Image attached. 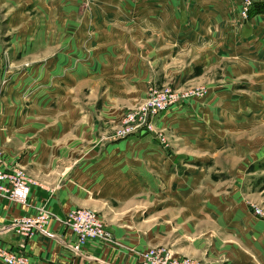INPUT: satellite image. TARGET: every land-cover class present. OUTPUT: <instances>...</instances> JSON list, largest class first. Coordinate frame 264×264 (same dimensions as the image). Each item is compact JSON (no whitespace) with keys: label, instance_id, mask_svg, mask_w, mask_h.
<instances>
[{"label":"crops","instance_id":"crops-1","mask_svg":"<svg viewBox=\"0 0 264 264\" xmlns=\"http://www.w3.org/2000/svg\"><path fill=\"white\" fill-rule=\"evenodd\" d=\"M240 3L172 1L158 22L143 25V34L133 27L127 30L132 38L110 40L122 49L111 48L97 58L100 78L116 80L109 82L114 92L135 91L134 98L144 94L156 77L182 86L203 81L216 62L234 57L252 43L257 47L264 38V12L257 8L244 20ZM135 47L143 48V58L135 59ZM221 47L226 55L216 60L215 51L219 53ZM198 67L201 76L195 73ZM129 78H136V86ZM208 86L205 98L163 113L174 115L158 122L171 133L167 144L150 132L111 137L120 106H102L107 113L97 120L104 133L99 139L88 135L86 127L95 122L86 121L88 114L83 119L67 115L0 120L6 168L22 167L33 181L19 190L15 200L0 196V245L16 250L25 242L30 264H140L147 246L139 239L150 229L151 213L146 210L157 206L160 240L167 239L168 223L189 224L184 232L190 241L176 249L180 255L206 264H264V183L256 177L264 169L255 167L264 160V106L261 100L260 106H242L244 100L225 80L208 81ZM216 97L225 101L223 109L215 105ZM182 109L194 113L183 117ZM226 109L238 114L228 112L227 118L218 120L222 131L215 130L216 111ZM198 110L206 115L202 124L196 118ZM200 160L205 162L202 170ZM213 174L223 176L216 179ZM75 208L96 211L117 243L94 239L79 244L75 234L53 218L44 228L46 233L30 238L10 225L14 218L33 216L42 209L64 217Z\"/></svg>","mask_w":264,"mask_h":264},{"label":"rangeland","instance_id":"rangeland-1","mask_svg":"<svg viewBox=\"0 0 264 264\" xmlns=\"http://www.w3.org/2000/svg\"><path fill=\"white\" fill-rule=\"evenodd\" d=\"M172 1L177 0H0L1 122L8 118L56 119L67 115L70 118L83 119V115L88 114L86 121L89 119V124L95 121L92 127H86L88 135H99L97 136L99 139L104 133H100L97 120L107 113L101 111L102 106H111V109L116 108L112 106H120L117 111L119 122L117 127L112 130L111 137L121 139L150 132L154 133L163 143L168 140L170 143L172 139L167 138V133L168 135L171 133L169 130L161 128L158 123L161 118L167 120L174 117V115L163 114L166 110L148 117L151 127L146 125L135 127L132 132L119 137V130L126 126L124 124L125 115L136 110L156 90L169 88L180 93L183 102L176 106L181 107L193 99L205 98L210 89L208 81L223 83L225 80L226 86L244 100L242 106L245 104L246 106H260L259 100L264 106V38L257 47L252 43L243 52L237 50L234 57H224L226 53H223L225 50L222 47L219 53L216 49V60L219 56L224 58L222 61L216 62L212 74L202 76L201 83L182 86L175 80L164 81L158 80L156 77V80L149 82L144 94L134 98L135 91L119 89L118 92H114L110 83H114L116 80L100 78L98 73L100 64L97 62V58L100 59V55L107 54L111 48L122 49V47L112 45L110 40L132 38L127 35V30L133 27L136 33L143 34V25L158 22L159 14L165 15L163 9L165 6L170 7ZM258 3L251 8L248 17L243 18L244 20L248 21L253 11L260 8L262 4ZM261 11L264 12V8ZM139 29L140 31H138ZM142 50V47H135L134 57L136 60L143 58ZM239 53L242 54L238 56ZM155 68L157 71L158 65ZM195 73L201 76V68L198 67ZM119 81L125 82V80ZM136 82V78H129V83L133 86H136ZM219 87H224V85ZM200 90H203L204 93L199 95L193 93L185 99L183 97L186 93ZM224 102L220 97L215 98L217 108L218 105L222 108ZM78 106H83V108L85 106V109L79 110ZM188 110L182 111L183 117L194 113ZM196 112L198 113L196 118L202 124L206 115L201 110ZM228 112L238 114V111H227V109L223 112L216 111V116L213 117L215 130L222 131L223 126L218 120L227 118ZM173 129L171 128V131ZM81 130H85V128ZM108 134L109 131L105 136ZM188 148L190 150V147ZM0 153L2 155L1 150ZM200 154H204V152L200 151ZM197 163L202 170L201 165L205 162L200 160ZM259 163L255 167L259 166L264 169V160ZM2 164L5 166L3 157ZM222 176L213 174L212 178L219 179ZM256 177L259 182L264 183V173L257 174ZM155 201H157V195ZM157 209V206H152L150 212L146 210L147 213H151L150 224H148L150 229L142 233L144 237L139 239L147 246L141 253V259L142 254L151 248H164L173 258H193L180 255L176 251L182 246H187L190 241L186 237L188 233L184 232L189 224L168 223L167 239L165 240L163 237L164 239L160 240L158 218L155 215ZM255 212L262 214L259 207H255ZM174 227L178 229L175 231ZM174 234H178L182 238H175ZM100 240L108 244H115L118 241L114 236H112V241ZM197 260L206 264L200 259ZM0 264L3 263L0 262Z\"/></svg>","mask_w":264,"mask_h":264},{"label":"built area","instance_id":"built-area-1","mask_svg":"<svg viewBox=\"0 0 264 264\" xmlns=\"http://www.w3.org/2000/svg\"><path fill=\"white\" fill-rule=\"evenodd\" d=\"M264 0H241L239 11L242 18L246 19L251 8ZM195 93L203 94L204 91L190 92L183 95L184 99ZM182 96L172 89L156 90L148 100L143 102L136 110L125 115L124 128L119 130V137H123L128 132H132L135 127L146 125L151 127L148 117L163 112L172 106L183 102ZM33 182L24 172L22 167L14 166L5 168L2 164L0 153V196L15 200L22 187H26ZM259 211V210H257ZM50 218L63 223L67 228L75 233L77 242L84 244L88 240L104 239L112 241L111 234L106 230L99 215L88 208H76L69 210L64 217L41 210L33 216H20L13 219L10 224L16 232L26 238L32 237L36 233H46L44 228ZM115 241V240H114ZM0 262L3 264H30V255L25 251V242L18 245V249H9L0 245ZM141 264H204L201 261L189 257L173 258L164 248H151L142 254Z\"/></svg>","mask_w":264,"mask_h":264},{"label":"trees","instance_id":"trees-1","mask_svg":"<svg viewBox=\"0 0 264 264\" xmlns=\"http://www.w3.org/2000/svg\"><path fill=\"white\" fill-rule=\"evenodd\" d=\"M258 3V2H257ZM259 3H261L262 5L260 6V9H262V8H264V1H262V2H259ZM258 3V4H259Z\"/></svg>","mask_w":264,"mask_h":264}]
</instances>
